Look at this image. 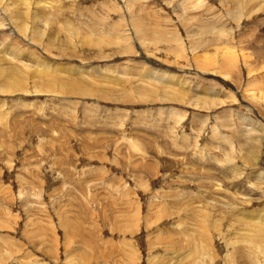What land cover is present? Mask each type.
I'll return each mask as SVG.
<instances>
[{"label":"rangeland","instance_id":"374dc122","mask_svg":"<svg viewBox=\"0 0 264 264\" xmlns=\"http://www.w3.org/2000/svg\"><path fill=\"white\" fill-rule=\"evenodd\" d=\"M200 1L0 0V264H264V0Z\"/></svg>","mask_w":264,"mask_h":264},{"label":"bare ground","instance_id":"6f19581e","mask_svg":"<svg viewBox=\"0 0 264 264\" xmlns=\"http://www.w3.org/2000/svg\"><path fill=\"white\" fill-rule=\"evenodd\" d=\"M198 1H200V0H198ZM251 1V0H250ZM254 1V0H253ZM200 3H201V1H200ZM261 5H263L264 6V2L261 4ZM209 9H211L210 8V6H209V8L207 9V10H209ZM211 12V11H210ZM218 21H219V19H217L216 20V22L214 21V27L213 28H210L209 29V31H207L209 34H213V33H217L219 36H221V35H223L224 34V32L223 31H221V30H219L218 28L216 29L215 28V25H217L218 26ZM9 22L11 23V21H10V19H9ZM10 27H12V25L10 24ZM15 28V27H14ZM213 29V30H212ZM220 29H223V28H220ZM209 41V40H208ZM210 42V41H209ZM219 43H217V45H218ZM219 46L220 45H218L217 47L219 48ZM221 48V49H220ZM219 49L221 50V52L224 50V52H225V49H224V47H220ZM217 50V49H216ZM214 51V50H213ZM227 51V50H226ZM228 53H230V51H227ZM211 53V52H210ZM222 54V53H221ZM226 55H227V53H226ZM222 56H223V54H222ZM203 57H204V59L206 60L205 62H207V60H208V63H209V59H207L208 57H210L211 58V56L208 54V53H205V55H203ZM224 57V56H223ZM223 57H222V59H223ZM224 60V59H223ZM215 61V60H214ZM148 69V68H147ZM147 71H151L150 69H148ZM149 73V72H148ZM175 77V75H173V78ZM16 79V78H15ZM15 81V80H14Z\"/></svg>","mask_w":264,"mask_h":264}]
</instances>
